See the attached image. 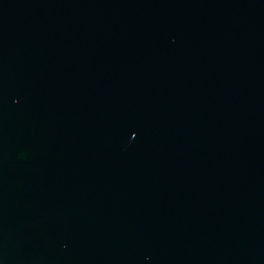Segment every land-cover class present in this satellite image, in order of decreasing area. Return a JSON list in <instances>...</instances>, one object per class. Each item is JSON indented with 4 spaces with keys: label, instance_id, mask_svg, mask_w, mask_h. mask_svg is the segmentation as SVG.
<instances>
[{
    "label": "water",
    "instance_id": "water-1",
    "mask_svg": "<svg viewBox=\"0 0 264 264\" xmlns=\"http://www.w3.org/2000/svg\"><path fill=\"white\" fill-rule=\"evenodd\" d=\"M0 264H264V0H0Z\"/></svg>",
    "mask_w": 264,
    "mask_h": 264
}]
</instances>
